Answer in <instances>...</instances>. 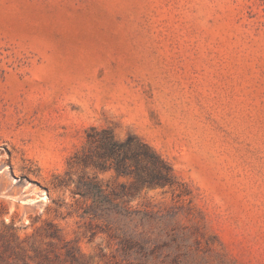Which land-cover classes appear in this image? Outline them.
Returning <instances> with one entry per match:
<instances>
[{
	"label": "rangeland",
	"instance_id": "rangeland-1",
	"mask_svg": "<svg viewBox=\"0 0 264 264\" xmlns=\"http://www.w3.org/2000/svg\"><path fill=\"white\" fill-rule=\"evenodd\" d=\"M92 125L150 143L175 188L84 214L66 171ZM0 254L264 264V0H0Z\"/></svg>",
	"mask_w": 264,
	"mask_h": 264
},
{
	"label": "trees",
	"instance_id": "trees-1",
	"mask_svg": "<svg viewBox=\"0 0 264 264\" xmlns=\"http://www.w3.org/2000/svg\"><path fill=\"white\" fill-rule=\"evenodd\" d=\"M67 164L68 175L73 167L82 171L73 193L88 202L83 213L99 219H132L137 210L128 203L137 193L157 187L174 189L177 183L170 163L150 143L132 133L120 138L109 127L90 126L82 148ZM104 171H112L115 179L126 177L127 181L105 183L98 178V173ZM123 240L132 241L127 237ZM0 260V264H27L9 262L4 254H0Z\"/></svg>",
	"mask_w": 264,
	"mask_h": 264
}]
</instances>
